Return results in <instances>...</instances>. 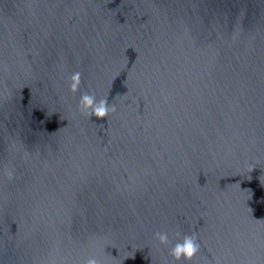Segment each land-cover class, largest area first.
<instances>
[{
    "label": "water",
    "instance_id": "water-1",
    "mask_svg": "<svg viewBox=\"0 0 264 264\" xmlns=\"http://www.w3.org/2000/svg\"><path fill=\"white\" fill-rule=\"evenodd\" d=\"M184 235L264 264V0H0V264H185Z\"/></svg>",
    "mask_w": 264,
    "mask_h": 264
},
{
    "label": "clouds",
    "instance_id": "clouds-1",
    "mask_svg": "<svg viewBox=\"0 0 264 264\" xmlns=\"http://www.w3.org/2000/svg\"><path fill=\"white\" fill-rule=\"evenodd\" d=\"M81 76L79 72H75L71 76L70 91L77 92L80 86ZM78 110L88 114L89 117H94L96 120H104L109 113L116 111L115 105H110L106 98L97 100L94 94L84 93L80 97L77 105ZM153 239L160 245L169 244V235L167 232H157ZM199 252V244L195 235H184L182 239L178 240L169 250V255L175 261L183 259L185 264ZM84 264H101L97 256H90Z\"/></svg>",
    "mask_w": 264,
    "mask_h": 264
}]
</instances>
